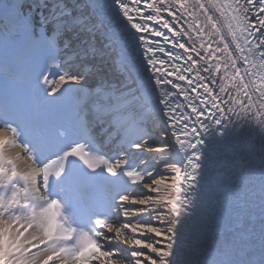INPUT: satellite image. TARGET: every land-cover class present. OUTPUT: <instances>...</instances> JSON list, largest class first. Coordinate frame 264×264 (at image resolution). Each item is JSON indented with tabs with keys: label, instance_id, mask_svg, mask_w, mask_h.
<instances>
[{
	"label": "bare ground",
	"instance_id": "1",
	"mask_svg": "<svg viewBox=\"0 0 264 264\" xmlns=\"http://www.w3.org/2000/svg\"><path fill=\"white\" fill-rule=\"evenodd\" d=\"M45 2L47 12L40 18L68 29L63 32L68 40L69 80L104 91L101 101L108 114L103 125L116 123L112 132L119 124L139 121L142 116L157 123L161 131L156 146L149 148L147 134L132 149L139 160L156 164V169L123 199L120 219L105 231L109 255L100 264H132L130 258L139 260L140 256L145 260L139 264H174L182 227L185 171L178 144L92 0ZM156 2L192 50L229 114L243 145L250 183L252 227H247L248 237L236 231L204 241L181 264H264V107L245 77L223 15L211 0ZM40 4L39 0L33 6ZM70 6L75 9L61 11ZM8 138L0 131L4 154L17 161L19 171H27L30 163L14 143L12 147L6 143ZM0 264L78 263L50 250L37 223L18 220L0 207Z\"/></svg>",
	"mask_w": 264,
	"mask_h": 264
},
{
	"label": "rangeland",
	"instance_id": "2",
	"mask_svg": "<svg viewBox=\"0 0 264 264\" xmlns=\"http://www.w3.org/2000/svg\"><path fill=\"white\" fill-rule=\"evenodd\" d=\"M159 143V140L158 139H155L154 141H153V146H156L157 144ZM143 252V251H142ZM148 251H144V253H147ZM136 253V252H135ZM140 253V252H139ZM139 258V257H138ZM130 260L131 261H133V263L132 264H139L140 262H142L143 260H145V259H143V257L142 256H140V258H139V260H137V259H132V258H130ZM130 262V261H129ZM145 264H149V262H146Z\"/></svg>",
	"mask_w": 264,
	"mask_h": 264
}]
</instances>
